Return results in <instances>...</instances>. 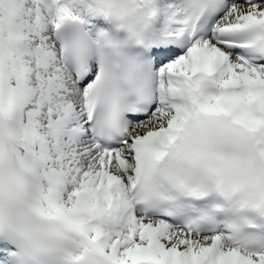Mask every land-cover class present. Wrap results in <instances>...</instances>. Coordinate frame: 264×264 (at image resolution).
Returning <instances> with one entry per match:
<instances>
[{"label":"snow or ice","instance_id":"snow-or-ice-1","mask_svg":"<svg viewBox=\"0 0 264 264\" xmlns=\"http://www.w3.org/2000/svg\"><path fill=\"white\" fill-rule=\"evenodd\" d=\"M0 264H264V0H0Z\"/></svg>","mask_w":264,"mask_h":264}]
</instances>
